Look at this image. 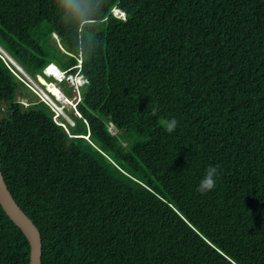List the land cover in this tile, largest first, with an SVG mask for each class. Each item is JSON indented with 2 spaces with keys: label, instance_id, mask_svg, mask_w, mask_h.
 Returning <instances> with one entry per match:
<instances>
[{
  "label": "trees",
  "instance_id": "16d2710c",
  "mask_svg": "<svg viewBox=\"0 0 264 264\" xmlns=\"http://www.w3.org/2000/svg\"><path fill=\"white\" fill-rule=\"evenodd\" d=\"M0 43L87 79L66 126L0 52V167L43 264H264V0H0ZM0 264H30L1 203Z\"/></svg>",
  "mask_w": 264,
  "mask_h": 264
},
{
  "label": "rangeland",
  "instance_id": "374dc122",
  "mask_svg": "<svg viewBox=\"0 0 264 264\" xmlns=\"http://www.w3.org/2000/svg\"><path fill=\"white\" fill-rule=\"evenodd\" d=\"M56 44L60 47L59 42H56ZM0 52L5 55L7 53L10 56V54L7 52V50L4 49L1 43H0ZM5 57H7V55ZM10 58L12 62L19 67V70L22 72L23 76L25 77L24 78L26 81L25 85L31 90V92L29 91V97L18 96V98L21 99L24 105H28L30 100H41L40 99L41 97L46 99L49 102V104L52 106L49 107L54 112V119H56V121H58L59 123H64V125L69 126V125H73L78 118H81V114L79 113L76 104L72 105L71 104L72 100L70 99L72 98L73 100L75 99L78 100L79 98L77 97H81L82 100V96L79 93V91L75 90L74 88H71L70 84L60 83L57 80H53L56 83V85L51 84L47 81V84L45 86L44 84H42V81L44 79L43 76H40V78L39 77L34 78L32 76L27 75V73L19 66L20 64L12 56H10ZM48 68L51 69L50 67H45L46 73ZM47 74H51V76L55 78V71H53V73H47ZM53 78H47V79L52 80ZM30 79L33 81H31ZM59 89L61 92H59ZM109 128L112 133H115L117 131L116 127L113 124H109ZM131 135L133 136V141H136L138 139H144V137L135 136L132 133ZM123 142L127 144L126 141Z\"/></svg>",
  "mask_w": 264,
  "mask_h": 264
},
{
  "label": "water",
  "instance_id": "95a60500",
  "mask_svg": "<svg viewBox=\"0 0 264 264\" xmlns=\"http://www.w3.org/2000/svg\"><path fill=\"white\" fill-rule=\"evenodd\" d=\"M6 55L8 57L6 58L19 70V67L12 62L11 58L8 56L7 53ZM0 203L3 209L8 214V216L15 222L17 226L21 228V230L24 232L30 243V264H43L42 263L43 243H42L41 232L36 226V224L33 222V220L21 208V206L17 203L16 199L12 195V192L4 178L1 167H0Z\"/></svg>",
  "mask_w": 264,
  "mask_h": 264
},
{
  "label": "clouds",
  "instance_id": "9594fccd",
  "mask_svg": "<svg viewBox=\"0 0 264 264\" xmlns=\"http://www.w3.org/2000/svg\"><path fill=\"white\" fill-rule=\"evenodd\" d=\"M9 56V55H8ZM10 57V56H9ZM13 59V58H12ZM14 60V59H13ZM15 61V60H14ZM16 62V61H15ZM17 63V62H16ZM18 64V63H17ZM81 64V63H80ZM19 65V64H18ZM20 66V65H19ZM53 66L54 67V70H55V78H53L51 76V74H47L45 72V69H44V74L48 77V78H53L52 80H49L47 79V77H44L43 76V81H42V84H44L46 86L47 84V81L51 84H55L56 83L53 81V80H57L58 82L60 83H67L70 81V85L73 84L74 82L78 84H84V76L82 75V72H81V67L79 70H77L75 73H71V72H68L66 70H63L61 69L56 63H50L49 65H47L46 67H51ZM21 67V66H20ZM22 68V67H21ZM23 69V68H22ZM24 70V69H23ZM25 71V70H24ZM26 72V71H25ZM27 73V72H26ZM28 74V73H27ZM23 81H25V79L23 77H21L19 74H17ZM29 75V74H28ZM30 76V75H29ZM39 76V75H38ZM42 76V75H40ZM26 82V81H25ZM59 92L60 89H59ZM80 93V92H79ZM80 96V95H79ZM70 98V97H69ZM79 98L77 101L76 99L73 100L72 98H70L71 100V104H78V102L81 101V97H77ZM49 106H51L49 104ZM52 107V106H51ZM157 112V109L153 108L152 110V114L155 115ZM177 121L175 118H172L171 120H169L167 122V128L166 130L171 133L173 132L175 129H176V126H177ZM217 175V167L216 166H212L210 165L207 169V172H206V175L203 177V179L200 181V184L197 188V191H199L200 193H206L207 191H210L212 189L215 188L216 186V181H215V177Z\"/></svg>",
  "mask_w": 264,
  "mask_h": 264
},
{
  "label": "built area",
  "instance_id": "2783aa9c",
  "mask_svg": "<svg viewBox=\"0 0 264 264\" xmlns=\"http://www.w3.org/2000/svg\"><path fill=\"white\" fill-rule=\"evenodd\" d=\"M113 13H114V15L119 16V17L125 18V16H126V13L118 7L113 8ZM86 81H87V79L84 78V82H86Z\"/></svg>",
  "mask_w": 264,
  "mask_h": 264
},
{
  "label": "bare ground",
  "instance_id": "6f19581e",
  "mask_svg": "<svg viewBox=\"0 0 264 264\" xmlns=\"http://www.w3.org/2000/svg\"><path fill=\"white\" fill-rule=\"evenodd\" d=\"M1 52H2V51H1ZM4 55H5V54H4ZM50 68H51L52 70L50 71V69L48 68V69H47V73H53V71H55L53 66H51ZM27 75H28V74H27ZM26 77H27V76H26ZM31 79H32V78H31ZM31 79H30V80H31ZM31 81H33V80H31ZM36 86H37V85H36ZM37 87H38V86H37Z\"/></svg>",
  "mask_w": 264,
  "mask_h": 264
},
{
  "label": "snow or ice",
  "instance_id": "6c2138e0",
  "mask_svg": "<svg viewBox=\"0 0 264 264\" xmlns=\"http://www.w3.org/2000/svg\"><path fill=\"white\" fill-rule=\"evenodd\" d=\"M52 69H50V71H51Z\"/></svg>",
  "mask_w": 264,
  "mask_h": 264
}]
</instances>
